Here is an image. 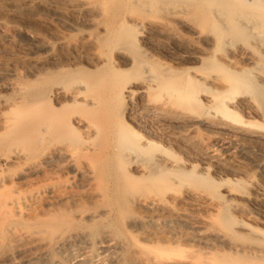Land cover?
<instances>
[{
    "label": "bare ground",
    "instance_id": "bare-ground-1",
    "mask_svg": "<svg viewBox=\"0 0 264 264\" xmlns=\"http://www.w3.org/2000/svg\"><path fill=\"white\" fill-rule=\"evenodd\" d=\"M53 3L0 0V43L30 47L0 54V264H47L54 208L107 177L222 264H264V0H76L62 32Z\"/></svg>",
    "mask_w": 264,
    "mask_h": 264
},
{
    "label": "rangeland",
    "instance_id": "rangeland-1",
    "mask_svg": "<svg viewBox=\"0 0 264 264\" xmlns=\"http://www.w3.org/2000/svg\"><path fill=\"white\" fill-rule=\"evenodd\" d=\"M74 1L54 0L53 10L44 11L45 14L41 11L42 16L45 18L49 15V19H46L55 25L54 28L60 26L57 27L62 32V24L55 21L65 14L66 7L75 5L72 3ZM50 19L56 20L53 23ZM14 26L8 30H13L9 32L11 38L0 43V54L10 62L24 59L23 56L30 50L29 45L16 35ZM102 182L105 185L103 183L104 186L97 187V190L104 188V193L102 190L98 201L89 203L86 200L78 206L67 207L63 204L64 207L54 208L50 228L62 230V241L68 245L61 251L52 245L47 264H163L173 260L184 264H222L226 259L222 253L211 255L205 252L199 235H174L170 220L153 222L144 218L143 212L132 206L129 195L121 192L113 178L103 179L98 186H102ZM78 211L97 216L80 219L75 214ZM182 233L186 234L187 231L182 228ZM7 248L11 249L9 246Z\"/></svg>",
    "mask_w": 264,
    "mask_h": 264
}]
</instances>
